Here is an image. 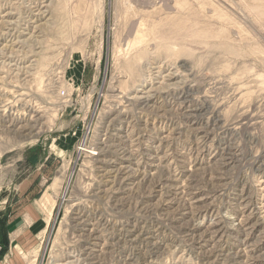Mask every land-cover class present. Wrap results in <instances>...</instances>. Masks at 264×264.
Returning a JSON list of instances; mask_svg holds the SVG:
<instances>
[{
    "label": "rangeland",
    "instance_id": "374dc122",
    "mask_svg": "<svg viewBox=\"0 0 264 264\" xmlns=\"http://www.w3.org/2000/svg\"><path fill=\"white\" fill-rule=\"evenodd\" d=\"M263 178L264 0H0V264H264Z\"/></svg>",
    "mask_w": 264,
    "mask_h": 264
},
{
    "label": "crops",
    "instance_id": "0c3cea01",
    "mask_svg": "<svg viewBox=\"0 0 264 264\" xmlns=\"http://www.w3.org/2000/svg\"><path fill=\"white\" fill-rule=\"evenodd\" d=\"M3 219H4V216H1V217H0V223L3 222V221H2ZM1 227L3 228V225H0V228H1ZM25 230H26V231H25V235H26V236H29V238L33 237L32 239L34 240L35 237H38L37 234L34 233V231H32V230H33L32 225L27 226V228H25ZM10 236L12 237L13 234L11 233ZM26 236H25V237H26ZM29 238H28V239H29ZM0 240H1V238H0ZM21 240H22V239H21ZM24 241H25V240H24ZM24 241H23V242H24Z\"/></svg>",
    "mask_w": 264,
    "mask_h": 264
},
{
    "label": "bare ground",
    "instance_id": "6f19581e",
    "mask_svg": "<svg viewBox=\"0 0 264 264\" xmlns=\"http://www.w3.org/2000/svg\"><path fill=\"white\" fill-rule=\"evenodd\" d=\"M147 91V90H146ZM145 94V93H144ZM148 95V94H147ZM151 95V94H150ZM147 99V98H146ZM183 100V99H182ZM195 106H197V105H195ZM194 106V107H195ZM193 106H190L189 107V109L187 110L188 111V117H194V116H192V115H194L195 114V108H194ZM194 119V118H193ZM193 121V120H192ZM229 153V152H228ZM229 156V155H228ZM229 160V159H228ZM262 177V176H261ZM264 179V178H263ZM262 179V180H263ZM261 196H262V198H264V192H263V194H261ZM259 209L261 210V212H263V210H264V202H262V204L259 206ZM254 213V212H253ZM264 215V214H263Z\"/></svg>",
    "mask_w": 264,
    "mask_h": 264
}]
</instances>
